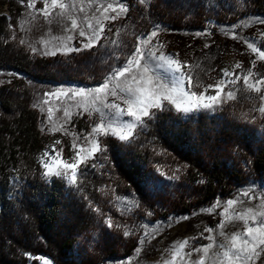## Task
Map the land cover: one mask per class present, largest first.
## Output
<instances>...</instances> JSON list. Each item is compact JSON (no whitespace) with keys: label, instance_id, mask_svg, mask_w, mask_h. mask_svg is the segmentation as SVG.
<instances>
[{"label":"snow or ice","instance_id":"6c2138e0","mask_svg":"<svg viewBox=\"0 0 264 264\" xmlns=\"http://www.w3.org/2000/svg\"><path fill=\"white\" fill-rule=\"evenodd\" d=\"M20 2L25 4V0ZM38 3L43 7H37ZM135 4L143 6L141 18H147V10L152 6L151 0H135ZM134 6L128 0H26L28 12L22 14L23 18L19 21L20 31L25 36L18 39L13 30L11 40L18 39L19 45L25 46L30 54L41 56L55 57L59 54L67 57L72 53L96 49L97 52L102 51V62L109 69L97 86H69L43 93L44 104H49L52 97L58 101L61 98L75 101L63 108L64 119L59 124L52 122L53 108L49 106L47 109L46 119L51 123L48 131L62 132L73 139L70 157L65 158L64 142L60 139H56L44 150L40 165L45 178H61L69 186L82 191L78 185V176L83 178L89 168L95 169L98 160L102 161L100 167L104 166L105 161L111 163L107 143L109 139L131 144L162 113L175 111L180 115L191 116L202 111L215 112L228 101L240 98L264 102V71L258 65V61H264V44L261 43L264 31H259L261 39H253L238 31L248 28L249 24L238 22L233 25H213L212 21H208L204 30L196 32V37L211 38L212 28L218 27L225 37L243 43L247 50L256 54L248 67L237 62L232 71L221 69L217 77L213 75L215 67L208 64L212 58L210 52L192 60L182 59L179 53L166 52V45L158 39L159 34L165 31L159 24L153 25L150 31H133L134 39L129 43L125 39L128 34L127 24L114 26L113 22L130 18L129 13ZM41 17L48 25L45 35L38 40L27 39V33L35 28ZM251 24L264 25V18L253 16ZM53 26L59 30L58 33L52 32ZM9 28L13 29L11 23ZM211 47L210 43L204 44V49ZM7 75L19 76L13 73ZM71 107L78 109L76 115L87 113L89 130H75ZM257 110L264 115V103ZM70 124L72 127H67ZM153 151L156 155L166 153V150L156 151L155 148ZM161 168V165H156V171L165 175ZM180 171L177 167L167 178L179 180L180 176L176 173ZM115 200L119 202L116 207L121 209V216L141 207V201L135 198V194L131 197L117 195ZM253 200L258 203L249 206ZM89 206L104 217L103 223L109 231L123 229L125 238L141 233L134 249L135 257L126 258L119 264H129L130 260L138 259L145 246L164 227L163 222L122 224L99 206L93 205L91 200ZM220 208L222 211H217ZM201 213L220 217L215 227H205L204 231L209 235L199 234V238L209 243L196 245L198 237L173 241L168 249L173 253V261L179 257L181 264H187L185 258L191 260L192 264H264V185L258 189L253 182L235 197L225 201L218 198L212 205L193 215ZM152 215V211H146L147 217ZM188 219L189 216L169 217L167 226ZM31 258L41 260L43 264H53L50 259L42 256Z\"/></svg>","mask_w":264,"mask_h":264},{"label":"rangeland","instance_id":"374dc122","mask_svg":"<svg viewBox=\"0 0 264 264\" xmlns=\"http://www.w3.org/2000/svg\"><path fill=\"white\" fill-rule=\"evenodd\" d=\"M254 1L151 0L152 6L147 10V18H141L144 11L143 6L136 5L135 0H128L129 4L135 5L129 13L130 18L113 22V25L127 24L128 34L125 39L131 43L134 39L133 31H150L153 25L159 24L165 29L159 34L158 39L166 45V52L179 53L182 59L189 60L200 58L205 52H210L212 58L208 60V64L215 67L213 75L218 77L221 69L228 68L229 71H232L237 62H242L245 67H248L250 60L256 58V54L247 50L243 43L225 37L218 27L212 28L213 35L211 38L196 37L194 34L204 30L208 26V21H212L213 25H233L243 22L250 26L238 29V31H242L243 35L253 39H261L259 31H264V25L251 24V17L264 18V13H258L255 10ZM3 11L8 13L6 7ZM27 12L28 9L23 14L26 15ZM22 18L23 16L19 21ZM19 21L11 29L9 42L14 47L26 50L25 46L18 43V39L25 36V33L20 31ZM47 28L48 25L44 23L41 17L35 28L27 33L26 38L38 40L39 37L45 35ZM13 30L17 34L18 39L16 41L11 40ZM58 31L55 26L52 27L54 34ZM205 43H210L212 47L204 49ZM261 43L264 44V39L261 40ZM30 55L33 59L47 58L51 60L48 67L51 71L64 73L68 79L73 81L42 82L17 71H11L10 73L19 74V76H9L8 73H3L0 75V82L3 86L27 85L29 87L33 97L32 107L38 115L40 130L44 128L41 132L46 137V148H49L56 139H60L64 142L65 158L70 157L72 155L70 146L73 137L65 136L62 132H49L48 128L51 127V123L46 117L48 115L47 109L51 106L53 108L52 122L62 123L64 119L63 108L74 104L75 101L67 98H61L58 101L52 97L49 104H44L43 93L69 86L73 88L97 86L107 74L108 65L102 62V51L97 52L96 49L72 53L67 57L59 54L55 57ZM258 65L260 70L264 71V61H258ZM78 99L77 97L76 100ZM262 103L264 102L259 99L240 98L236 101H228L217 111L220 116L215 118L208 130L207 140L199 148L202 156L199 169H209L214 164H218L231 170L237 178L230 180L226 192L218 193L211 201L206 199L202 186L193 180L196 171L183 159L189 150L188 147H181L176 151L155 148L156 151L166 150V153L162 152L161 155H156L152 149V157L144 175L131 181L119 177L114 163L105 161L103 162L104 166L100 167L102 161H96L97 167L95 169L101 172L103 182L99 188L98 198L96 200L88 199V202L91 200L93 205L99 206L104 212L111 214L114 220L122 224L133 222H163L164 224L156 238L145 246L140 257L130 260L129 264H165V262L167 264H181L180 258L176 257V260L173 261V253L168 251L172 242L183 240L186 237H198L195 241L196 245L207 244L209 241L199 238V234L209 235L204 231L205 227H215L220 222L219 216L206 213L193 215V213H199L201 209L212 205L218 198L225 201L235 197L238 192L251 186L253 182L258 189L264 185V173L257 174L251 170V164L256 154L259 151L264 152V115H261L257 110ZM57 108L61 110L57 111ZM70 110L73 113L72 122L75 130L77 132L89 130L87 113L76 115L78 111L76 107H71ZM168 113L172 118L181 116L175 111ZM233 126L235 128H232ZM67 127L71 128L72 125H67ZM226 130H231L232 133L241 136L240 140L224 137L223 132ZM198 137L197 131H191L190 143L196 142ZM110 140L117 141L114 138L108 141ZM157 164L162 166L161 171L165 175H160L156 171ZM177 167L181 169L180 172L176 173L180 179L169 180L167 177L172 175ZM132 194H135V198L141 201V207L140 209H133V212L126 216H121V209L116 207L119 202L115 200V197L117 195L131 197ZM257 203V200H253L249 206ZM148 210L153 212L151 217L146 216ZM217 211H222V208L217 209ZM94 213L97 218L96 224L78 236V253L88 259V264H114V262L119 264L126 258H134V249L137 247L141 233L138 232L136 235L125 238L122 234L123 229L109 231L103 223L104 217ZM173 216H189L190 219L168 227L167 221L169 217ZM185 260L187 264H192L191 260L187 258ZM39 262L43 264L41 260Z\"/></svg>","mask_w":264,"mask_h":264},{"label":"trees","instance_id":"16d2710c","mask_svg":"<svg viewBox=\"0 0 264 264\" xmlns=\"http://www.w3.org/2000/svg\"><path fill=\"white\" fill-rule=\"evenodd\" d=\"M5 7L7 14L3 11ZM37 7L43 5L38 3ZM26 9V0L23 5L20 0H0V73L17 71L37 81L72 82L66 74L48 68L51 60L33 59L24 48L9 42V23L15 27ZM32 104L27 85L12 87L0 82V264H40L31 258L36 256L48 258L54 264H88V259L77 251L78 236L97 222L88 199L98 198L102 174L89 168L83 178L78 176L82 191L61 178H45L40 159L46 149V137ZM219 116L217 111L175 118L168 112L162 113L133 143L108 141L110 160L119 177L131 181L144 175L153 148L176 151L188 147L183 159L196 171L193 180L204 181L199 184L211 201L218 193L226 192L230 180L237 178L218 164L199 169L202 160L199 148ZM193 130L199 137L191 144ZM223 135L241 138L231 130ZM251 170L264 173L263 151L256 154Z\"/></svg>","mask_w":264,"mask_h":264},{"label":"flooded vegetation","instance_id":"af4514ba","mask_svg":"<svg viewBox=\"0 0 264 264\" xmlns=\"http://www.w3.org/2000/svg\"><path fill=\"white\" fill-rule=\"evenodd\" d=\"M254 8L258 13H264V0H255Z\"/></svg>","mask_w":264,"mask_h":264},{"label":"bare ground","instance_id":"6f19581e","mask_svg":"<svg viewBox=\"0 0 264 264\" xmlns=\"http://www.w3.org/2000/svg\"><path fill=\"white\" fill-rule=\"evenodd\" d=\"M7 9V8H6Z\"/></svg>","mask_w":264,"mask_h":264}]
</instances>
